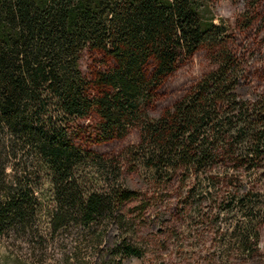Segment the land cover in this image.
Listing matches in <instances>:
<instances>
[{
	"label": "trees",
	"instance_id": "obj_1",
	"mask_svg": "<svg viewBox=\"0 0 264 264\" xmlns=\"http://www.w3.org/2000/svg\"><path fill=\"white\" fill-rule=\"evenodd\" d=\"M218 1L0 0V235L26 233L44 197L53 232L77 226L87 236L102 223L122 229L124 208L135 201L143 209L162 207L175 185L181 205L201 207L225 168L255 172L264 189V75L259 93L241 94L253 81L249 59L234 51L235 35L224 21L216 23ZM244 1L239 29L264 26V0ZM201 50L215 69L172 108L154 114L166 80ZM86 53L100 58L90 75L82 69ZM92 117L104 141L140 132L139 144L123 157L130 171L142 170L147 196L124 179L122 160L77 143L74 125ZM230 185L228 207L251 213L239 243L252 255L264 192L240 196L242 187ZM115 253L143 255L126 238Z\"/></svg>",
	"mask_w": 264,
	"mask_h": 264
},
{
	"label": "rangeland",
	"instance_id": "obj_2",
	"mask_svg": "<svg viewBox=\"0 0 264 264\" xmlns=\"http://www.w3.org/2000/svg\"><path fill=\"white\" fill-rule=\"evenodd\" d=\"M245 10L244 0H219L212 5L216 23L224 21L235 35L234 51L249 59L248 76L253 81L240 92L243 96H255L263 86L264 26L258 21L252 29H239L237 19ZM98 61L99 56L86 53L82 62L85 74H92ZM214 69L208 53L197 52L166 80L152 112L159 115L172 108ZM98 125L95 117L77 121L73 130L77 143L105 158L122 160L124 179L132 188L140 190L141 198L147 196L142 170L130 171L131 165L123 157L128 148L139 144L140 132L133 130L123 139L104 141L98 137ZM217 175L220 180L216 182V189H211L208 180L204 181L213 198L204 193L201 207L192 203L187 207L181 205L180 185H175L167 192L170 197L162 207L152 203L143 209L144 204L135 201L124 208L127 223L122 229L102 223L87 236L77 226L53 232L49 227L52 206L47 198H40L43 207L37 210L26 233L0 235V264H264V222L260 225L257 252L246 255L239 241L251 213L242 207H228L234 199L231 180L242 187L239 195L246 196L249 191L264 192L259 190L258 176L253 171L243 169L236 173L229 168L218 171ZM40 178L42 190H48L46 176ZM155 192L152 190L150 195L158 197ZM37 193L39 196L40 192ZM124 238L142 250V257H119L115 253Z\"/></svg>",
	"mask_w": 264,
	"mask_h": 264
}]
</instances>
